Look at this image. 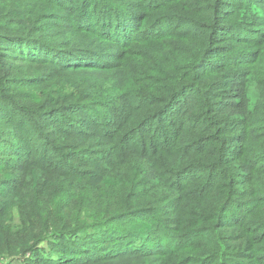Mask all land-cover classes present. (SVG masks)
Returning a JSON list of instances; mask_svg holds the SVG:
<instances>
[{"label":"trees","instance_id":"1","mask_svg":"<svg viewBox=\"0 0 264 264\" xmlns=\"http://www.w3.org/2000/svg\"><path fill=\"white\" fill-rule=\"evenodd\" d=\"M263 64L264 0H0V264H264Z\"/></svg>","mask_w":264,"mask_h":264},{"label":"rangeland","instance_id":"2","mask_svg":"<svg viewBox=\"0 0 264 264\" xmlns=\"http://www.w3.org/2000/svg\"><path fill=\"white\" fill-rule=\"evenodd\" d=\"M260 69H262V70L264 69V64L260 66ZM262 70L260 72L261 74L264 73V71H262ZM92 75H93L92 73L88 74L89 77H91ZM97 75L101 79V83L104 86L103 89H106L108 92H111V93H116L117 92V89L115 88L116 84L118 85V84L122 83L124 86L126 85V89L129 88V84L130 83H132V85H133V82L125 80V78L127 76H129L130 73L124 72L123 70H120V69L102 71L100 74H97ZM235 82H236V84H235ZM238 87H239V80L236 79V78L233 80V84L232 85H230V83L227 82V85L224 87V91L229 93L228 94L229 96H227L226 100H228V101H233L234 100L235 103H238L240 101V98H239V96L237 94ZM252 92H253L252 86L249 85L248 88H247V93L251 97L254 96L252 94ZM230 111H232L230 114L235 115V116L239 112V110H230ZM152 167H153L152 170L158 168L157 165L152 166ZM152 259H154V261H156V263H157V261H158L157 259L158 258L153 257V256H152V258H148L149 261H152ZM3 261H6V260H3ZM160 263H161V260H160Z\"/></svg>","mask_w":264,"mask_h":264}]
</instances>
